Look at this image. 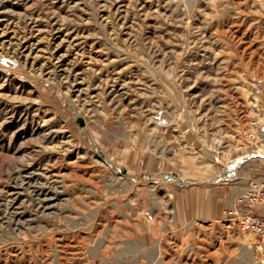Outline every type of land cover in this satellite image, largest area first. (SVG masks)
<instances>
[{
    "label": "rangeland",
    "instance_id": "374dc122",
    "mask_svg": "<svg viewBox=\"0 0 264 264\" xmlns=\"http://www.w3.org/2000/svg\"><path fill=\"white\" fill-rule=\"evenodd\" d=\"M263 176L264 0H0V264H264Z\"/></svg>",
    "mask_w": 264,
    "mask_h": 264
},
{
    "label": "built area",
    "instance_id": "2783aa9c",
    "mask_svg": "<svg viewBox=\"0 0 264 264\" xmlns=\"http://www.w3.org/2000/svg\"><path fill=\"white\" fill-rule=\"evenodd\" d=\"M229 219L238 220L251 232L258 247L264 248V176L253 179L229 204Z\"/></svg>",
    "mask_w": 264,
    "mask_h": 264
},
{
    "label": "bare ground",
    "instance_id": "6f19581e",
    "mask_svg": "<svg viewBox=\"0 0 264 264\" xmlns=\"http://www.w3.org/2000/svg\"><path fill=\"white\" fill-rule=\"evenodd\" d=\"M230 178H232V177H230ZM24 180H25V179H24ZM232 180H233V179H232ZM23 182H24V181H23ZM28 182H29V181H28ZM30 183H31V182H30ZM23 184H24V183H23ZM31 184H32V183H31ZM29 185H30V184H29ZM30 186H32V185H30ZM30 186H29V187H30ZM29 187H28V188H29ZM35 188H36V186H35ZM42 189H43V188H42ZM44 189H45V188H44ZM36 191H37V189H36ZM38 192H39V191H38ZM12 194H13V193H12ZM43 194H44V192H43ZM39 199L41 200V198H39ZM42 200H43V199H42ZM40 202H41V201H40ZM48 202H49V201H48ZM13 203H14V201H13ZM41 203H42V202H41ZM43 203H44V201H43ZM10 204H11V203H10ZM8 205H9V204H8ZM43 205H44V204H43ZM47 208H48V207H47Z\"/></svg>",
    "mask_w": 264,
    "mask_h": 264
}]
</instances>
